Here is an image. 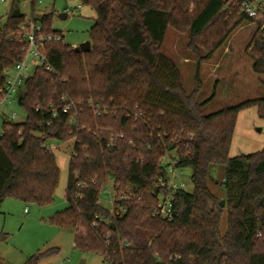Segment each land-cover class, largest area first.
<instances>
[{
	"label": "trees",
	"instance_id": "obj_1",
	"mask_svg": "<svg viewBox=\"0 0 264 264\" xmlns=\"http://www.w3.org/2000/svg\"><path fill=\"white\" fill-rule=\"evenodd\" d=\"M78 1L97 14L92 51L81 53L64 41L47 44L50 69L37 67L19 90L26 120L4 121L0 134V213L6 199L40 207L53 202L61 170L47 145L73 139L67 208L50 223L74 230L81 253L101 256V264H264V150L230 155L239 115L257 108L264 121V98L204 115L201 86L188 93L178 65L162 52L169 28L188 30L194 54L207 50L198 57L200 70L244 22L254 23L241 2L228 10L227 0ZM20 3L12 0L1 28L0 90L5 71L25 57L23 25L40 23L45 34L64 39L53 29L54 13L36 18L33 4L28 16ZM247 53L253 71L264 76L259 24ZM65 104H73L68 113ZM167 152L178 157L179 167L192 169V188L174 193L170 221L154 213L161 193L168 195L161 163ZM215 166L225 167L223 198L210 188L218 184ZM108 178L120 195L113 211L101 202ZM58 253L40 251L24 264Z\"/></svg>",
	"mask_w": 264,
	"mask_h": 264
},
{
	"label": "rangeland",
	"instance_id": "obj_2",
	"mask_svg": "<svg viewBox=\"0 0 264 264\" xmlns=\"http://www.w3.org/2000/svg\"><path fill=\"white\" fill-rule=\"evenodd\" d=\"M234 1L230 0L226 4L228 10L235 7ZM11 3L12 0L5 3L0 0V38L1 28L7 21ZM20 9L23 14L32 15L30 5L24 0H21ZM50 13H54L53 29L62 33L65 44L79 47L90 41V30L95 25L97 17L94 9L82 5L78 0H44L36 8L34 16L39 18ZM62 14H66V19L60 18ZM255 31L254 23L244 22L211 60L202 62L199 70L198 57H204L207 50L201 47L199 54H194L190 47V31L178 32L173 28L168 29L162 52L178 65L183 88L188 93L201 86L198 102H208L203 110L204 115H213L246 101L264 98V86L261 83L264 76L253 71V61L247 53L248 44ZM29 63L31 68L28 76H31L35 67L34 62ZM256 113L257 108H251L239 117L232 155L251 154L249 151L251 148L260 149L257 144L264 150V121L260 120ZM25 120L26 111L17 101L5 103L0 108V134L4 121L22 123ZM50 143L54 145L52 151L61 170L54 200L44 207L36 204L26 205L16 199H6L3 202L0 213V258L10 264H24L27 258L40 251L57 248L59 249L57 255L43 259L40 264H101V256L84 254L75 248L74 230L63 229L50 223L53 215L67 208L65 196L74 140ZM246 145L252 146L246 149ZM184 172L191 189L192 169L185 168ZM211 172L218 184H211L210 188L213 193L223 198L220 184L224 179L225 167L215 166ZM114 194L113 179L108 178L101 202L111 211L115 208L117 197V194L116 196ZM27 208L28 214L25 213ZM225 229L226 216L221 223V230Z\"/></svg>",
	"mask_w": 264,
	"mask_h": 264
},
{
	"label": "built area",
	"instance_id": "obj_3",
	"mask_svg": "<svg viewBox=\"0 0 264 264\" xmlns=\"http://www.w3.org/2000/svg\"><path fill=\"white\" fill-rule=\"evenodd\" d=\"M7 2V0H1ZM30 7L33 4H40L44 0H24ZM230 1V0H227ZM233 1V0H231ZM241 2L243 12L250 18L254 24H259L264 31V0H238ZM79 8H81L79 6ZM21 42L25 46V57L21 62L15 64L11 69L5 71L6 83L4 88L0 90L3 96L0 98V108L5 104H11L17 101L19 90L23 86L25 80L29 77V69L31 65L29 61L34 62L35 69L37 67H46L47 53L45 46L50 43L63 42L64 39L60 34H45L43 26L40 23L29 21L21 27ZM76 48L77 46H73ZM33 64V63H32ZM73 104H65L63 112L68 113L72 109ZM55 112V110H54ZM47 147L52 150L54 145L49 143ZM162 166L168 173V180L162 186L168 192V195L161 193L159 203L155 207L154 213L162 220H172L174 217L173 195L177 191L189 189V181L185 178V168L179 167V159L172 152H167L161 160ZM116 196V193L114 194ZM120 198L126 199L124 195ZM125 208L120 207V212H125ZM28 214V208L25 209Z\"/></svg>",
	"mask_w": 264,
	"mask_h": 264
},
{
	"label": "water",
	"instance_id": "obj_4",
	"mask_svg": "<svg viewBox=\"0 0 264 264\" xmlns=\"http://www.w3.org/2000/svg\"><path fill=\"white\" fill-rule=\"evenodd\" d=\"M60 18H62V19H66V14H62V15H60ZM75 49H76L77 51L81 52V53H89V52L92 51V44H91L90 41H88V42L82 44L81 46L76 47ZM224 205H225V202L222 201V202H221V206L224 207Z\"/></svg>",
	"mask_w": 264,
	"mask_h": 264
},
{
	"label": "crops",
	"instance_id": "obj_5",
	"mask_svg": "<svg viewBox=\"0 0 264 264\" xmlns=\"http://www.w3.org/2000/svg\"><path fill=\"white\" fill-rule=\"evenodd\" d=\"M247 111V110H246ZM243 112H245V111H243ZM243 112H241V114L243 113ZM241 114L239 115V117L241 116ZM256 116L258 117V115H257V113H256ZM238 121H239V119H238ZM237 128H238V122H237V126H236V132H237ZM236 132H235V137H236ZM235 137H234V141H235ZM234 141H233V144H234ZM233 144H232V147H231V152H232V149H233ZM258 145V148H260L258 151H261V150H263V147H261V145H259V144H257ZM248 145H246L245 147H246V149L247 148H251V146H248ZM255 149H253V148H251L249 151L251 152V153H255L257 150H255ZM257 151V152H258ZM236 154V153H235ZM231 155V157H237V156H240V155H232V153L230 154ZM1 259V258H0ZM1 260H3V259H1ZM3 261H5V260H3ZM6 263H8V264H10L8 261H5Z\"/></svg>",
	"mask_w": 264,
	"mask_h": 264
}]
</instances>
